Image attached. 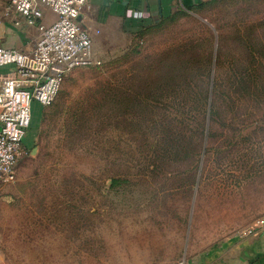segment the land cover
I'll list each match as a JSON object with an SVG mask.
<instances>
[{
	"label": "rangeland",
	"instance_id": "rangeland-1",
	"mask_svg": "<svg viewBox=\"0 0 264 264\" xmlns=\"http://www.w3.org/2000/svg\"><path fill=\"white\" fill-rule=\"evenodd\" d=\"M93 50L0 185V264H107L127 228L171 233L174 263L247 237L264 218V0H204Z\"/></svg>",
	"mask_w": 264,
	"mask_h": 264
},
{
	"label": "built area",
	"instance_id": "built-area-1",
	"mask_svg": "<svg viewBox=\"0 0 264 264\" xmlns=\"http://www.w3.org/2000/svg\"><path fill=\"white\" fill-rule=\"evenodd\" d=\"M86 1L4 0L0 24L2 16L19 15L27 25L36 27L38 38L28 53L0 46V68H12L0 76V185L16 182L33 103L43 108L52 105L70 71L101 65L79 20ZM42 8L56 15L53 24L41 22ZM259 230H264V218L249 234ZM174 264L186 263L182 259Z\"/></svg>",
	"mask_w": 264,
	"mask_h": 264
},
{
	"label": "crops",
	"instance_id": "crops-1",
	"mask_svg": "<svg viewBox=\"0 0 264 264\" xmlns=\"http://www.w3.org/2000/svg\"><path fill=\"white\" fill-rule=\"evenodd\" d=\"M202 1L204 0H87L79 20L94 45L105 43L112 36L139 33L159 20ZM4 10V0H0V17L4 15ZM42 10L41 22L45 26L53 24L56 15L46 8ZM1 19L0 46L31 52L38 38L36 27L27 25L16 14L2 16ZM11 70L10 67L0 68V76L9 74ZM41 108L43 107L33 103L31 124L34 113ZM124 232L125 244H118L117 247L109 245L107 264H172L180 257L178 245L173 250L172 235L166 230L127 228ZM184 260L186 264H264V230L253 232L239 241L213 246L196 255L188 253Z\"/></svg>",
	"mask_w": 264,
	"mask_h": 264
},
{
	"label": "trees",
	"instance_id": "trees-1",
	"mask_svg": "<svg viewBox=\"0 0 264 264\" xmlns=\"http://www.w3.org/2000/svg\"><path fill=\"white\" fill-rule=\"evenodd\" d=\"M164 19H166V18H164ZM144 29H146V28H144ZM144 29H142V31H143ZM142 31H140L139 33H141Z\"/></svg>",
	"mask_w": 264,
	"mask_h": 264
}]
</instances>
